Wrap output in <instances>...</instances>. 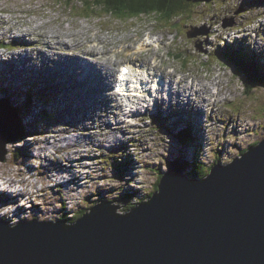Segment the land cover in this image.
Instances as JSON below:
<instances>
[{
	"label": "rangeland",
	"instance_id": "374dc122",
	"mask_svg": "<svg viewBox=\"0 0 264 264\" xmlns=\"http://www.w3.org/2000/svg\"><path fill=\"white\" fill-rule=\"evenodd\" d=\"M193 3L196 5V10L187 17L184 14L178 18L170 19L168 23L171 21L177 23L178 27L175 28L160 23V19L150 15H134L128 18V16L102 14L101 10L91 8L95 4L89 0L85 4L86 7L77 0H0V35L4 31L9 33L12 29V23L15 33L22 37L20 40L28 39L25 41L31 47L29 50H6L3 48L0 49V53L6 57H12L13 54L14 63H11L10 67L17 70L18 75L28 79L27 82L33 83L32 91L29 93L31 108L25 110L24 113L20 112L16 120L18 127L20 123L22 125L20 128L22 137L20 140L16 138L5 145L4 157L6 158L0 160V181H5L3 184L7 186L10 185L8 190L4 187L0 189L4 196L18 180H24L25 186L30 187L29 189L25 188L27 189L25 191L22 190L23 197L17 194L16 196L19 198L16 196L9 198V200H14L11 202L14 205H17L16 198L23 202L22 207H17V217H15L14 211L13 213L12 211H0V217L4 218L2 220H8V226L34 218L57 220L58 216L72 220L80 211H84L85 207H91L99 203L100 200L118 199L112 203L118 204L120 207L117 210L124 212L133 202L145 200L150 196L149 193L155 191L154 184L158 172L167 171L170 161L175 157L190 161L188 164L197 157L201 164L206 167L214 165L217 161L220 164H226L233 158L240 156L252 143L264 137V84H257L252 90L244 92L245 88L241 76H236V69L232 64L224 62L221 58H224L221 54L225 51L228 52L236 42L235 49L243 52V47H245L248 52L247 55H254L258 59L259 65H264V33L260 27L257 29L259 25L264 24V0H206L205 2L193 0ZM95 14H99V16H95ZM18 17L22 21H17ZM226 18H233L234 24L223 29L220 27V23ZM89 23L93 27L91 26L90 30H87L84 26ZM189 26L205 29V34L189 38L186 36ZM152 29L157 33L156 38L162 36V40L159 46L155 47V51L159 54L158 60L169 65L168 71L174 68L175 72H172V75L177 79H184L188 84L208 83L206 85L210 86L213 84V90L217 85L220 93L216 96L219 98L213 102L211 98L214 97L211 94L208 96L203 93V95L201 88H193L199 90L200 94L195 92L194 96L188 98L187 109H182L179 106L182 110L180 115L173 111L168 113L171 98L165 101L161 108L162 103L159 99L157 108L161 111L158 109L156 111L155 108L149 109L147 116L138 121L140 125L131 129L124 142L107 149H104V144H101L99 148L96 146L97 149H94L102 138L108 136V133L104 134L105 130L116 127L114 124L112 126L107 125L106 116L100 115L101 113H109L107 106L112 104L110 96L113 91L112 83L115 68L126 61L147 63V58L151 60L150 56L154 53H149L148 57L143 59L134 55H127V52H133L132 50L128 51L127 48V52L117 49L112 55L111 61L106 60L108 63L91 62L92 64L96 63L100 68H105L109 64V77L106 79L105 73L101 70H98L94 76L89 75L83 84L74 89L78 96H73L74 91L70 90H68V95L65 94L67 91L64 89L62 77L58 83H55L54 79H45L44 76L47 72L37 74L38 70L34 64L43 65L45 68L51 64L56 68L68 57H75L79 53L78 58H80L83 50L87 49V44L92 42L93 35L91 33L93 30L96 31V36L93 38L94 45L101 46L104 51L107 45L102 46L101 36L108 38V40L117 36L121 43L124 41L126 47L125 40L128 36L136 35L143 30V35L146 38ZM214 30L218 32L215 38L212 36ZM255 30L260 32L257 33ZM56 31L59 34L66 33L68 38L60 37L59 41H62L61 43L65 41L64 43L68 45L58 43V39L53 37ZM48 33L52 35L47 36ZM11 34L0 37V46L4 44V41L13 37ZM169 35L173 36L171 45ZM139 38L140 35L137 36V40ZM37 40L39 45L36 44ZM118 40H113V42L118 44ZM156 40L159 39L150 40L149 43H154ZM244 40H246L245 44H243ZM48 42L50 43L47 44ZM143 48L144 46L140 48V51H143ZM51 49L60 54V59L54 58ZM42 50L47 51L48 54H43ZM110 51L114 52L112 49ZM169 51L178 57L174 58L172 54L170 56ZM103 53H96L94 56L99 57ZM27 56H29L28 59H26ZM0 59L5 60L7 58L0 54ZM53 61L57 62L53 63ZM5 63L0 62V65L6 67ZM165 63H163L164 66ZM116 64H118L117 67ZM148 65L153 69L159 68V65L156 64L149 63ZM176 67H183L184 71ZM32 68L36 70H32ZM9 72L18 78L11 69ZM261 73L264 75V69ZM41 76L43 77L41 78ZM4 77L8 78V75H4ZM190 77H192V83H190ZM67 82L71 83V80L68 79ZM182 84L184 85V83ZM8 85L10 86V84ZM8 85V90L5 93L7 96H9L10 91L11 93L13 91L21 92L12 85L9 91ZM181 87L178 84L173 91L179 94L186 89ZM2 89L3 81H0V98ZM38 91L44 92L45 96L37 97L36 92ZM200 95L203 100H201ZM20 97H12V100L19 103ZM193 97H196L197 101ZM205 104L209 107L204 110ZM209 110L211 111L210 116L208 115ZM43 113L46 115L45 118H43ZM76 115H78V120H76ZM110 117L108 120L112 119ZM22 128L27 132H22ZM182 128L191 131L190 137L194 136V138L199 139L196 143V152L192 151L190 140H184V143L179 140L178 134L182 132ZM39 129L42 130L39 131ZM29 130H33L35 134L25 139L23 135L26 136L32 132ZM50 130H53V133H57L59 130L62 133L59 136L62 142L71 138L70 144L62 149L56 138L50 141L46 133ZM2 132V136L7 137L8 133H12V127H0V133ZM73 141L76 142V147H71ZM84 149L87 153L93 149L90 151V154H93L90 160L77 159ZM52 151L54 152L52 153ZM21 152L24 155L21 159L22 162L12 161V158ZM122 152H129L130 156L122 157L120 156ZM70 155L74 160L65 162V159L70 160L68 158ZM39 158H43L39 168H36L38 165L33 164L28 170L24 168L27 161L32 160L34 162L36 160L39 163ZM217 158L219 159L217 160ZM131 159L135 163L131 164L129 162ZM86 162L95 166V172L88 170L91 172L84 173ZM66 170L67 173H65ZM187 170L190 171L189 168ZM187 170L186 173L189 176ZM18 172L20 175L23 174L22 177L17 174ZM57 173H59V178L66 182L64 187L53 185L55 182L51 175ZM74 174L78 177L81 176L82 179H77ZM68 175L72 182L78 180L76 186L78 190L70 189L72 184L68 183L70 180L65 178ZM47 178L48 181H52L51 184H47V181L40 182V179L46 180ZM9 179L13 182L12 185L11 182L6 183V180ZM39 188H44V190L37 191ZM35 190L36 193L33 192ZM77 193L78 195L74 197L73 194ZM1 197L0 200L5 201ZM120 198L126 199L124 205ZM36 207L45 215L39 216L37 212L31 214L32 209H36ZM14 208L12 205L6 207V209ZM75 210L76 212L73 214ZM49 217L51 219H48Z\"/></svg>",
	"mask_w": 264,
	"mask_h": 264
},
{
	"label": "water",
	"instance_id": "95a60500",
	"mask_svg": "<svg viewBox=\"0 0 264 264\" xmlns=\"http://www.w3.org/2000/svg\"><path fill=\"white\" fill-rule=\"evenodd\" d=\"M15 118L3 102L0 126L12 133L0 134V160L20 133ZM111 201L73 222L1 220L0 264H264V137L200 178L174 158L155 191L128 211Z\"/></svg>",
	"mask_w": 264,
	"mask_h": 264
},
{
	"label": "bare ground",
	"instance_id": "6f19581e",
	"mask_svg": "<svg viewBox=\"0 0 264 264\" xmlns=\"http://www.w3.org/2000/svg\"><path fill=\"white\" fill-rule=\"evenodd\" d=\"M156 18H158V19H160V23H162V24H166V23H168V22H166V21H164L162 18H160V17H158V16H155ZM17 21H22V19H20L19 17H18V19H17ZM11 22V21H10ZM93 24V23H92ZM91 24H87L86 26H84V28L85 29H87V30H90V28H91ZM11 31L8 33V32H2L1 33V35H0V37L1 36H7V35H9V34H11L12 32H13V34H11V36L13 35V37H18V33H15V31H14V26L12 25V23H11ZM19 30H20V28H19ZM57 30V29H56ZM260 30L264 33V26H261L260 27ZM49 31H51V30H49ZM20 32V31H19ZM53 32V31H52ZM207 32V31H206ZM217 30H214L213 31V37L215 38V37H217ZM52 34L51 33H48L47 34V36H51ZM74 35V34H73ZM96 35L94 34L93 36H92V42L90 43V47L93 49V51H94V55H96V53L97 54H99V53H101V52H104V53H107V52H105V50L103 51L102 49H101V46L100 47H97V46H95L94 45V41H93V38L95 37ZM53 37H55L56 39H60V37H67V35H66V33H61V34H59L57 31L54 33V36ZM68 38V37H67ZM72 39V38H71ZM62 40V39H61ZM95 40H97V39H95ZM99 40V39H98ZM100 40H101V44H102V46H106L107 45V41H108V38H105V37H103V36H101L100 37ZM62 42V41H61ZM65 42V41H64ZM63 42V43H64ZM74 42V41H73ZM72 42V43H73ZM97 42V41H96ZM146 41H143L142 42V45L141 44H138V49L140 48V46L142 47L143 46V44L145 43ZM29 43H31V41H29ZM84 43H86V41H84ZM148 43H149V41H148ZM36 44L37 45H39L38 44V40L36 41ZM99 44V43H98ZM148 46H153L154 45V43H149V44H147ZM231 47H235V46H231ZM104 48V47H103ZM126 48L127 49H129L128 47H127V44H126ZM222 49H224L223 47H222ZM246 48L244 47V50H245ZM52 50V49H51ZM50 50V51H51ZM140 51V50H139ZM153 52L155 53V51H154V49H153ZM236 52H239V50H236ZM82 53V52H81ZM131 53V52H130ZM149 53H151V52H149ZM8 54V53H7ZM43 54H45L44 52H43ZM79 54V53H78ZM132 54V53H131ZM52 55L53 56H55L54 58L56 59V55L57 56H59V54H57V53H52ZM132 55H134L135 56V54H132ZM185 55V54H184ZM17 56V55H16ZM50 56H51V54H50ZM248 56V55H247ZM151 57V60H153L154 59V64L156 63V59H155V54H153L152 56H150ZM58 59H60V56L59 57H57V60ZM0 60H2V59H0ZM4 60V59H3ZM47 60V59H46ZM74 60V66H75V68H70L69 70L66 68V66L64 65L62 68H60V71H61V73H63V74H65V72L66 71H69V73H71V72H74L75 74H76V65H77V62H78V59H73ZM5 62H6V64H7V66L6 67H4V68H0V80H2V81H7L8 80V78H9V70L11 69L14 73H15V75H16V77H18L19 79H20V77H22V75H18L17 74V70H15L13 67H10V65H12L11 63H14V57H13V54H12V57H8L7 59H5L4 60ZM57 61H53V63H56ZM80 62V61H79ZM87 62V61H86ZM16 63H18L17 61H16ZM29 63H30V61H29ZM82 64L84 63V62H81ZM80 63V66L82 65ZM233 63H235V66L237 67V62H234L233 61ZM28 64V63H27ZM34 64V63H33ZM44 64V63H43ZM182 64L184 65V63L182 62ZM28 66V65H27ZM30 66V65H29ZM41 65L40 64H37V63H35L34 64V67H40ZM48 66V65H47ZM57 67V66H56ZM78 67V66H77ZM163 68V69H162ZM177 69H180V70H182V71H184L182 68L183 67H176ZM37 69V68H36ZM35 68H32V70H36ZM160 69H162L161 70V72L160 73H163V74H165V75H167V76H169L172 80H174L176 83H178L180 86H182V87H184V88H188V89H190L191 91L192 90H194L193 88H195V89H197V88H201L202 90H201V93L203 94H205V95H208L209 96V94H212L213 96H215L216 95V91H214L213 90V88H212V86H213V84H212V86H210V85H206V84H208V83H206V84H204V83H192V82H190V83H192V84H188L184 79H182V78H179V79H177V78H175V76H173L172 74V72H169L168 70H167V67L166 66H164V65H162L161 66V68ZM27 72V71H26ZM19 73V72H18ZM4 75L5 76H7L8 75V78H6V77H4ZM34 75V74H33ZM108 77V75H106L105 76V78H107ZM42 78V77H41ZM55 78V76L53 75V74H49L48 75V79L49 80H52V79H54ZM65 79L67 78L66 76L64 77ZM111 78H113V76H111ZM144 78V79H143ZM38 79V78H37ZM61 79V78H60ZM27 80L28 79H26L25 77L23 78V81H24V83H25V86H27L26 84H28V82H27ZM111 80V79H110ZM8 82V81H7ZM56 83V82H55ZM58 83V82H57ZM141 83L142 84H144V86H145V88H143L141 91L142 92H145V90H147V89H149V86H153V88H154V93L156 94L157 92H158V90H159V88H160V84H161V82H160V80H153V79H151V80H149V76L147 75V76H145V75H143L142 76V79H141ZM147 83H150V84H148L147 85ZM182 83H184V85L182 84ZM8 85V84H7ZM67 86H68V84H66ZM11 86V85H10ZM10 86L8 85V87H9V91H10ZM70 86V88L72 89V88H74L75 86H73L72 84H70L69 85ZM162 86L164 87V83H162ZM41 87V86H40ZM45 87V86H44ZM181 87V88H182ZM211 87V88H210ZM17 88V87H16ZM27 88V87H26ZM173 87L171 86V89H172ZM57 89V88H56ZM61 89V88H60ZM8 90V89H7ZM17 91V90H16ZM179 91V90H178ZM194 91H196V93H198L199 92V90H194ZM53 92V91H52ZM28 93H29V89L27 88V89H22L21 90V92H19V91H17V92H12L11 93V91H10V93H9V96L11 97V100H12V97L14 98H18L19 96H21V95H23V96H25V95H28ZM13 94H15V95H13ZM66 95H68V92H66L65 93ZM199 94H200V92H199ZM203 94V95H204ZM175 96V100H174V103H171L170 104V107H171V110L173 111V112H175V110H176V106H175V102L177 101V100H180V102H181V98H182V96H184V95H188V91H185L183 94H181L180 96H179V94L178 93H176L175 91H173V93H172V95H168L167 96V98L169 99V98H171L172 96ZM56 96V95H55ZM80 96V95H79ZM194 96V95H193ZM201 96V95H200ZM153 97V96H152ZM199 97V96H198ZM223 97V96H222ZM217 98H219L218 96H216V100H217ZM153 99V98H152ZM193 99H195V101H197L196 100V97H193ZM201 100H203L202 99V96H201ZM200 100V101H201ZM215 99H214V102L216 101ZM81 101V100H80ZM143 101H146V103H147V105H146V107H145V109L148 111L149 109H151V107L152 108H154L153 106H151L152 104H151V102H152V100H150L149 102L146 100V99H143ZM156 103H158V102H156ZM162 103V102H161ZM80 104V103H79ZM87 106H88V104H87ZM160 106V105H159ZM164 106V104L163 105H161L160 106V108L161 107H163ZM27 108V107H26ZM155 109H156V107H155ZM199 109V108H198ZM159 110V109H158ZM201 110H202V108H201ZM107 113V112H106ZM105 113V114H106ZM182 113V112H181ZM204 114V113H203ZM70 117V116H69ZM75 117H77V115L75 116ZM112 117V116H111ZM110 117V118H111ZM176 118V117H175ZM104 120V119H103ZM115 121H116V123L117 124H119L120 122H122V118H121V116L120 115H117L116 117H115ZM101 123V122H100ZM107 125H109V126H112L113 124H111L110 122H108L107 123ZM191 125V124H190ZM0 127H4V126H0ZM123 128H125V127H123ZM115 129H116V127H115ZM1 135L3 134V132L2 133H0ZM148 138V137H147ZM180 138V137H179ZM123 138L119 135V134H117V133H110L109 135H108V140H107V146H104L103 148L104 149H107V148H110V147H112V145H113V147L114 146H116V142H121V140H122ZM145 139V138H144ZM78 140V139H77ZM100 140V139H99ZM75 141H73V143L71 144L72 145V147H74V145H75ZM141 143V142H140ZM101 144H105V143H102V142H100L99 141V143H97L96 145H95V147H94V149H97V147L99 148V146L101 145ZM97 146V147H96ZM58 149V148H57ZM93 149H91L90 151H92ZM90 151L87 153L86 152V149H84V150H82L81 151V156L78 158L77 157V159L78 160H80V159H83V160H90V158H91V155H92V157H93V154L91 153L90 154ZM98 151V150H97ZM108 152V151H107ZM76 154H77V152H76ZM86 154H89V155H86ZM130 156V153L129 152H122L121 153V155L120 156H122V157H125V156ZM68 158L70 159V160H66L65 159V162H68V161H73L74 160V158L72 157L71 158V155L70 156H68ZM40 159H43V158H40ZM132 159H134V158H132ZM132 159H131V161H129V162H131V164H133V163H135V161L133 160L132 161ZM4 160V159H3ZM119 160V159H118ZM85 166V174L86 173H88V170H92V172H95V166L94 165H92V164H84ZM47 166V165H46ZM43 167H44V165H43ZM74 168V167H73ZM189 168V167H188ZM55 170V169H54ZM57 171H59V169H56ZM23 173V172H22ZM65 173H67V170H66V172ZM64 173V174H65ZM17 174H19L20 175V173L18 172ZM35 174V173H34ZM58 174L59 173H57V174H52L51 176H53L52 178H53V180H54V182H55V186H58V185H61V186H63L64 187V184L66 183V182H63L62 181V179H60L59 178V176H58ZM73 174V173H72ZM77 174H78V172H77ZM21 175H23V174H21ZM20 175V176H21ZM74 176L78 179V176H76V174H74ZM22 177V176H21ZM30 177H32V176H30ZM81 177V176H80ZM49 179H50V177H49ZM71 178H67V180H70ZM52 180V179H51ZM59 180V181H58ZM23 181L24 180H18V181H16L15 183H21V184H24L23 183ZM5 182V181H4ZM4 182H1L0 181V185L2 186V187H4L5 189H9V186L10 185H5V184H3ZM9 182H11V185L13 184V182L11 181V179H9V180H6V183L7 184H9ZM68 183H71L72 184V186H73V188L72 187H70V189L72 188V190H74V189H76V190H78V188L76 187L77 185H78V180H76L75 182H72L71 180L70 181H68ZM36 184H37V181H36ZM54 188H58V187H54ZM25 190H27V189H23V191H25ZM41 190H44V188L42 189V188H40L39 190H37V191H41ZM36 190L35 191H33L34 193H36L37 192ZM4 192V191H3ZM9 192H7L6 193V196H4V194H2V192H0V197L1 198H3L5 201H3V203H1L0 202V211H4V212H6V211H9V212H11L12 211V213H13V211H14V215H15V217H17L18 216V210H17V207H22V205H23V202H21V204H12L11 202H14V200H9V198H15V196L17 195V194H19L20 196H22V191H17L16 193H14V194H8ZM74 195V197H76L77 195H78V193L77 194H73ZM17 197V196H16ZM23 197V196H22ZM17 198H19V197H17ZM17 198L15 199V201H16V203H18L19 201L17 200ZM10 203H9V202ZM14 206L15 208L14 209H6V207L7 206ZM25 205V204H24ZM4 206H6V207H4ZM37 212V214L39 215V216H43V215H45L38 207H36V209H32V211L30 212L31 214H34V213H36ZM20 214V213H19ZM54 214H55V212H54ZM10 217H11V215H10ZM14 217V218H15ZM1 218V217H0ZM11 219H12V217H11ZM48 219H51L50 217L48 218ZM16 224V223H15Z\"/></svg>",
	"mask_w": 264,
	"mask_h": 264
},
{
	"label": "trees",
	"instance_id": "16d2710c",
	"mask_svg": "<svg viewBox=\"0 0 264 264\" xmlns=\"http://www.w3.org/2000/svg\"><path fill=\"white\" fill-rule=\"evenodd\" d=\"M84 7L88 0H79ZM206 0H200V2H205ZM89 2L95 4L92 9H98L106 14L111 13L116 16H139V15H150L158 16L164 21L168 22L173 17H180L184 15L187 17L189 14L194 12L195 4L193 0H89ZM178 56V55H176ZM248 57L250 59H248ZM224 58L228 59L230 63L237 62V69L235 70L236 76H241L244 92L250 91L257 84H264V75L261 73L264 69V65H259L256 62V58H251L247 56L246 52H236L228 51ZM234 68H236L235 63H233ZM245 76V77H243ZM179 140L184 143V140H188L187 136L190 137V132L183 130L182 134H178ZM194 141V140H193ZM219 158H217L218 160ZM190 161H184V170L186 171L189 167L190 171L187 170L191 177H204L209 171L211 166L206 167L201 164L198 159H193ZM187 164V165H186ZM161 172H158L154 187L156 188ZM131 194V193H129ZM150 195V193L148 194ZM136 203V202H135ZM134 202L127 207L128 211ZM80 211L79 214H82Z\"/></svg>",
	"mask_w": 264,
	"mask_h": 264
},
{
	"label": "clouds",
	"instance_id": "9594fccd",
	"mask_svg": "<svg viewBox=\"0 0 264 264\" xmlns=\"http://www.w3.org/2000/svg\"><path fill=\"white\" fill-rule=\"evenodd\" d=\"M77 1L80 2L79 0H77ZM217 162H218V161H217ZM217 162H216V163H217ZM211 166H212V165H211ZM207 174H208V173H207ZM106 201H107V200H106ZM86 210H88V209H85L84 211H86ZM84 211H83V212H84ZM80 215H81V214H80ZM80 215H79V216L77 215V216L80 217ZM77 216H76V218H74V219H72V220H73V221L76 220V219L78 218ZM72 220H67V222H70V221H72ZM73 221H72V222H73Z\"/></svg>",
	"mask_w": 264,
	"mask_h": 264
}]
</instances>
